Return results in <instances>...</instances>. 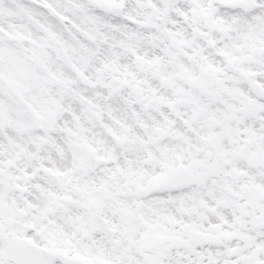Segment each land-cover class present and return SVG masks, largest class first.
Listing matches in <instances>:
<instances>
[{"label": "snow or ice", "instance_id": "6c2138e0", "mask_svg": "<svg viewBox=\"0 0 264 264\" xmlns=\"http://www.w3.org/2000/svg\"><path fill=\"white\" fill-rule=\"evenodd\" d=\"M0 264H264V0H0Z\"/></svg>", "mask_w": 264, "mask_h": 264}]
</instances>
